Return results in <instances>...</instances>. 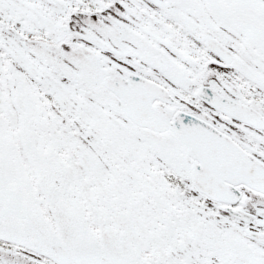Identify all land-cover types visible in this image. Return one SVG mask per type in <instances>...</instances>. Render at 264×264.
<instances>
[{"label":"snow or ice","instance_id":"1","mask_svg":"<svg viewBox=\"0 0 264 264\" xmlns=\"http://www.w3.org/2000/svg\"><path fill=\"white\" fill-rule=\"evenodd\" d=\"M0 264H264V0H0Z\"/></svg>","mask_w":264,"mask_h":264}]
</instances>
